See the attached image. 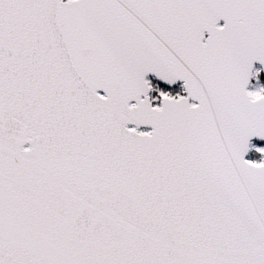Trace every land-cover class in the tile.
Masks as SVG:
<instances>
[{
    "label": "snow or ice",
    "instance_id": "1",
    "mask_svg": "<svg viewBox=\"0 0 264 264\" xmlns=\"http://www.w3.org/2000/svg\"><path fill=\"white\" fill-rule=\"evenodd\" d=\"M0 264H264V0H0Z\"/></svg>",
    "mask_w": 264,
    "mask_h": 264
}]
</instances>
